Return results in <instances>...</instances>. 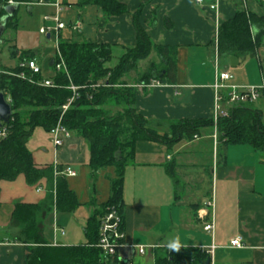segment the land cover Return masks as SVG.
Instances as JSON below:
<instances>
[{
    "label": "crops",
    "instance_id": "obj_1",
    "mask_svg": "<svg viewBox=\"0 0 264 264\" xmlns=\"http://www.w3.org/2000/svg\"><path fill=\"white\" fill-rule=\"evenodd\" d=\"M121 1L127 3L129 12L120 16H106L96 4L80 7L79 0L22 4L4 35L7 30L11 31L9 43L17 50L20 64L26 60L21 58L22 51L34 50L44 74L50 75V66L57 54V32L41 33L40 30L43 26L55 27L54 17L59 16L65 27L59 30L58 39L111 44L114 57L108 65L112 66L126 47L137 43L133 14L144 5L140 20L152 40L178 47L177 71L174 81L154 86L144 84L141 60L139 68L124 77L128 84L137 87V110L161 132L169 131L170 124L181 119L215 118L219 26L244 7L262 14L258 1L219 0L215 9L211 5L217 0ZM37 15L44 25L31 32L22 25L21 16ZM45 16L49 19L45 20ZM40 33L46 36L43 47ZM255 57L259 65L249 69L244 61H239L231 70L234 77L226 84L264 85V46ZM227 58L218 54L223 70L229 68ZM145 60L148 62L144 72L153 62L156 65L161 62L156 53ZM222 105L227 108L230 104L223 101ZM256 105L264 109V90ZM218 136L217 128L208 127L201 136L183 139L172 148L156 141L136 142L123 177V228L127 245L118 250L122 262L155 264L159 251L169 250L168 242L179 237L184 247L207 250L211 264H264V151L243 144L224 147ZM30 142L31 139L28 147ZM53 147L54 153L44 149L49 161L36 164L72 167L77 175L66 178L82 205L71 212L59 211L54 206L43 220L44 235L53 245L83 244L87 241L85 226L95 205L106 202L111 196V185L108 192L101 195L92 177L104 173L111 184L114 168L95 172L89 165V144L76 132H71L62 146ZM46 195V180L37 186L20 175L14 181L0 182V264L25 262L26 246L18 240L21 226L12 217L15 204L40 202ZM210 201L212 205L208 204ZM209 222L214 225L211 231L205 230ZM80 227L85 241L77 243L74 240L80 238L76 232ZM69 229L75 232L68 237ZM237 237L242 238V247L232 245ZM139 246L145 247L144 253L139 251Z\"/></svg>",
    "mask_w": 264,
    "mask_h": 264
},
{
    "label": "trees",
    "instance_id": "obj_2",
    "mask_svg": "<svg viewBox=\"0 0 264 264\" xmlns=\"http://www.w3.org/2000/svg\"><path fill=\"white\" fill-rule=\"evenodd\" d=\"M8 1L0 0V25L11 7ZM15 1L19 2V9L22 4L40 0ZM257 1L262 14L244 7L219 26L217 47L221 57L234 56L245 61L248 56L257 55L258 49L264 46V0ZM89 4L98 5L106 16L129 12L127 3L121 0H79L77 3L80 7ZM142 9L144 5L133 14L137 43L126 47L115 65H108L114 57L111 44L59 39L61 56L56 54L54 57L50 75L33 73L21 65L3 67L0 73V91L11 97L13 106V114L8 121L10 132L0 141V182L14 181L20 175H24L32 185L46 180L47 195L42 201L17 202L13 210V220L21 226L18 240L25 244L27 250L24 264H122L118 252L107 255L98 246L101 218L113 205L123 215L125 167L131 161L139 140L156 141L172 148L181 140L194 139L202 135L203 129L214 127L221 146L243 144L264 151V109L256 102L230 103L226 114L218 115L217 119H181L172 122L170 130L165 132L153 127L150 120L137 110V87L128 84L124 77L137 70L141 60L156 53L161 62L158 65L153 62L151 68L141 75V81L144 84L150 83L151 79L162 84L174 81L178 51L175 45L157 44L152 40L140 20ZM17 12L9 17L6 29L13 24ZM16 51L12 50L14 57ZM35 57L34 50L21 53L22 59ZM61 58L65 65L57 69ZM22 72L25 77L20 76ZM45 79H50L52 84H42ZM75 93L78 96L64 110L63 105ZM59 122L87 140L89 165L95 172L109 167L115 172L111 179V196L106 202L95 205L85 226L87 241L83 244L53 245L43 231V220L54 206L59 211L71 212L82 205L66 176H56L53 165L36 164L28 147L38 127L50 132ZM126 151L129 154H125ZM218 154L220 156L222 152ZM169 172L174 176L172 169L169 168ZM208 258L211 256L207 250L183 246L179 252L160 250L155 264H206Z\"/></svg>",
    "mask_w": 264,
    "mask_h": 264
},
{
    "label": "built area",
    "instance_id": "obj_3",
    "mask_svg": "<svg viewBox=\"0 0 264 264\" xmlns=\"http://www.w3.org/2000/svg\"><path fill=\"white\" fill-rule=\"evenodd\" d=\"M199 2H203L204 0H198ZM39 2L43 3V0ZM217 0L215 4L211 5L212 9L218 7ZM9 5H18L19 2L12 0V3ZM1 8V7H0ZM49 19V16H45V20ZM54 20L57 22L55 27H48L45 26L41 28V33L51 32L52 30H56L57 35V54L59 56V48H58V32L60 29L65 27V23L60 20L59 16H55ZM218 47H217V56H216V82H215V91H216V103H215V111L216 115L215 118L217 119L218 115L226 114L227 109L225 106L222 105V102L227 98V102L230 103H239V102H256L259 100L262 91L264 90V85L260 86H237V85H227L226 82L231 80L234 76L231 71L223 70L218 63ZM1 65V61H0ZM22 67L29 68L33 73H43V67L37 62L36 59H26L25 61L21 62L20 64ZM64 60L61 58L60 62L57 63V69H61L64 66ZM3 72L2 68H0V73ZM20 76L25 77V73H21ZM31 81L32 78L30 79ZM42 84L44 85H51L52 81L50 79H45ZM159 84L158 81L154 80L153 82L148 83V85L154 86ZM74 90H76V86H72ZM226 90V93L223 91ZM6 99L12 104V99L6 93ZM78 96V93H75L74 97L69 99L68 103L63 105V109L66 110L69 105L73 102L74 98ZM12 117V116H11ZM11 119V118H10ZM10 132L9 122H1L0 125V141L5 139ZM51 138L53 144L56 148L62 146L64 144L65 138L71 135V131H69L65 126H63L60 122L52 128L50 131ZM55 174L64 175V176H76L77 172L70 166H65L61 168L60 166H54ZM41 188L38 189L40 191ZM209 205L213 204V201L208 203ZM123 215L119 212L116 206H109L106 213L101 218V226H100V238L98 246L102 248L105 254L107 255H114L118 252V250L127 245L125 243V232L123 229ZM214 229V225L212 222H209L205 225V230L211 231ZM62 233L65 234V231L62 230ZM232 245L242 247L243 242L241 237H237L232 240ZM139 251L141 253L145 252L144 246H139ZM122 264H127L122 262Z\"/></svg>",
    "mask_w": 264,
    "mask_h": 264
},
{
    "label": "rangeland",
    "instance_id": "obj_4",
    "mask_svg": "<svg viewBox=\"0 0 264 264\" xmlns=\"http://www.w3.org/2000/svg\"><path fill=\"white\" fill-rule=\"evenodd\" d=\"M22 13L26 14L24 9L21 10ZM22 18V25L27 27V30H30L31 32L38 31L39 28L44 25L43 24V19L41 16H21ZM44 27V26H43ZM9 32L10 30H7L6 34L3 37V42L0 43V61L2 62V65H0V68H13L16 67L17 65L20 64L19 59L20 56H13L12 55V50L14 49L13 46L10 45L9 43ZM41 42H42V47L45 45L44 40H46V36L44 34H41ZM52 46V45H51ZM263 47V46H261ZM260 47V48H261ZM259 48V49H260ZM258 49V51H259ZM119 50V49H118ZM40 59V58H39ZM40 62V60H39ZM146 60H143V65L141 67L143 68V73L144 70L146 69L147 66ZM247 64V68H251V66L259 65L258 59L255 56H248L246 60L244 61ZM240 63L241 65L244 63ZM227 64L229 65L227 68L228 71H231L233 67L239 65V60H237L234 56H230L227 58ZM141 69V68H140ZM234 70V69H233ZM236 70V69H235ZM239 72V69H237ZM247 86H260V85H247ZM53 143L51 141V136L49 135L48 131H46L42 127H38L35 130L34 135L31 138V142L29 145L30 150L33 153L34 161L35 163L38 164H46L49 160H46L49 158V154L45 153V148L50 149L51 153H54L53 151ZM53 147V148H52ZM50 153V152H48ZM125 154H129L128 151H126ZM104 173L100 174L98 176L92 177V183H95V186L97 187V192L103 195L104 193H107L110 187V182L109 179L105 177ZM24 176V175H23ZM92 184V185H93ZM40 183L37 185L39 186ZM93 193V191H92ZM68 231V230H67ZM71 232H75L73 229H69L68 231V237L70 236ZM78 232V235H80V238H78L77 243H81L85 241L84 237V230L83 228H78L76 230ZM74 236V235H73Z\"/></svg>",
    "mask_w": 264,
    "mask_h": 264
},
{
    "label": "water",
    "instance_id": "obj_5",
    "mask_svg": "<svg viewBox=\"0 0 264 264\" xmlns=\"http://www.w3.org/2000/svg\"><path fill=\"white\" fill-rule=\"evenodd\" d=\"M18 5H12L8 8V13L3 16L2 18V24L0 25V43H2V36L5 33L6 30V24L9 19V17H12L14 13L18 10ZM13 114V106L12 104L7 101L5 92L0 91V125L1 122H8L10 120V117ZM206 264H211V258H208L206 261Z\"/></svg>",
    "mask_w": 264,
    "mask_h": 264
},
{
    "label": "clouds",
    "instance_id": "obj_6",
    "mask_svg": "<svg viewBox=\"0 0 264 264\" xmlns=\"http://www.w3.org/2000/svg\"><path fill=\"white\" fill-rule=\"evenodd\" d=\"M9 3H12V0H9ZM168 248L174 252H179L183 245L180 242L179 237H176L168 242Z\"/></svg>",
    "mask_w": 264,
    "mask_h": 264
}]
</instances>
